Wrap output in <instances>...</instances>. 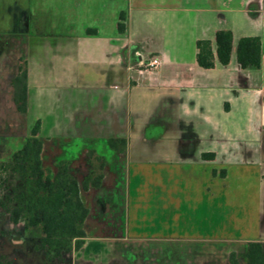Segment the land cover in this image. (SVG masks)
I'll return each mask as SVG.
<instances>
[{
    "label": "crops",
    "instance_id": "0c3cea01",
    "mask_svg": "<svg viewBox=\"0 0 264 264\" xmlns=\"http://www.w3.org/2000/svg\"><path fill=\"white\" fill-rule=\"evenodd\" d=\"M4 2L11 14L23 12L24 29L14 32L12 16L0 25V138L20 130L28 137L40 121L43 165L55 171L68 161L89 210L83 246L49 264H198L193 243L231 242L229 228L243 235L244 248L264 241V0ZM221 29L233 34L227 65L217 61ZM244 36L261 37L259 69L237 62ZM205 39L215 52L212 68L197 61ZM151 57L161 59L154 70L145 66ZM21 65L25 113L12 87ZM109 139H126L127 147ZM145 154L151 158L138 156ZM100 164L101 184L84 188ZM147 201L154 223L155 212L170 211L166 231L132 225L131 217H149ZM200 211L208 220L212 213L210 235L173 228ZM227 251L238 255L237 247Z\"/></svg>",
    "mask_w": 264,
    "mask_h": 264
},
{
    "label": "trees",
    "instance_id": "16d2710c",
    "mask_svg": "<svg viewBox=\"0 0 264 264\" xmlns=\"http://www.w3.org/2000/svg\"><path fill=\"white\" fill-rule=\"evenodd\" d=\"M125 15H120L118 28L125 30ZM231 30L216 32L217 61L229 64L232 53ZM197 61L201 67L215 66V52L210 40L197 43ZM237 62L244 69H259L262 65L260 36H244L238 40ZM27 69L20 67L14 80L15 102L20 111L26 112ZM37 121L23 147L9 160L0 161V206L10 214L15 223H23L26 232L44 248L49 258L64 257L79 250L86 238L85 222L89 210L81 198V185L70 173L68 161H60L57 169L43 165V141L39 137ZM111 147L125 149L126 139H109ZM212 157L213 154H204ZM100 164L85 180L83 187L99 186L103 179ZM225 174V171L222 172ZM231 264H240L237 254L230 253ZM244 264H264V241H251L246 250Z\"/></svg>",
    "mask_w": 264,
    "mask_h": 264
},
{
    "label": "rangeland",
    "instance_id": "374dc122",
    "mask_svg": "<svg viewBox=\"0 0 264 264\" xmlns=\"http://www.w3.org/2000/svg\"><path fill=\"white\" fill-rule=\"evenodd\" d=\"M4 1L8 2L9 0L0 1V5H1L0 25L9 23L11 21L10 17L12 16V21H14V24L11 25V27L14 30V32L19 33L23 31L24 29L23 12L18 10L16 14L15 13L16 10H14L15 8L14 7L12 9L13 12L11 14V8L2 7L4 6L3 5ZM19 1L20 3H23L22 2L23 0L22 1L19 0ZM21 134H22V130H20V136H16V137L4 136L0 138V161L9 160L15 151L23 147L26 137L21 136ZM134 142L136 143V141ZM138 156L151 158L149 155L146 154L138 155ZM149 188H151V186ZM248 188H249L248 184L245 183L240 184L241 192L242 191L246 192ZM257 189H258V185L256 186V190ZM126 204H127L126 205L127 209L131 213L135 209V201L133 199H130V197L128 196ZM144 205L145 206L149 205L148 209L143 210L146 216L149 215V217L147 216V218H140L138 222L136 221L135 218L131 217L130 221L132 225L135 223L140 224L142 225L141 228L145 229V231H151L153 227H155L154 230L159 229L161 232L166 231L167 229L165 228L168 225V221H169L168 214L170 213V211L156 210L157 212H155L154 214H158V215L155 218L156 221L154 223L152 216L153 215L152 210L154 206L153 201L150 202L147 201L144 203ZM202 215L203 214L201 211L199 212L197 217L193 215V218H189L187 220L188 225H186V223L184 224V219H182V221L180 219L181 222L176 221L174 224H172L173 228L178 232L183 231L187 228H190V231L193 228L194 231L196 230H198L199 232L203 231L202 233H200V235L202 236L199 237L210 235L212 213L211 212L208 213L209 220L204 219V216L202 217ZM221 217H222V212H220L219 215H214V220H220ZM229 229L228 231H226L225 236L232 238L231 242L226 240L223 244L205 245V246L202 243L201 244L193 243L194 246L193 258L196 259V262L198 264H214L216 262L226 263L229 260V256H230V254L228 253L229 251L227 250L229 248L234 249L235 247H237V252H238L237 257L240 260V262L243 264L246 261L247 247L244 248L243 245L245 246V244L240 243L239 240H237V238H240L239 236H243V235L236 232L235 230L233 231V233H230ZM222 235L224 234H221L220 236ZM247 236H252V235H247ZM28 237L29 234L26 232L23 223H15L11 219L10 214L0 207V264H12V261L16 262V264H25L24 262H27V264H39V260L45 259V256L43 257V255L40 256L36 254L37 252L42 250L38 249L35 243L33 242V240L29 239ZM224 253L226 256L224 255ZM47 263L49 264L50 261H48Z\"/></svg>",
    "mask_w": 264,
    "mask_h": 264
},
{
    "label": "flooded vegetation",
    "instance_id": "af4514ba",
    "mask_svg": "<svg viewBox=\"0 0 264 264\" xmlns=\"http://www.w3.org/2000/svg\"><path fill=\"white\" fill-rule=\"evenodd\" d=\"M22 66V65H21ZM20 66V67H21ZM20 71V70H19ZM18 74H19V72H18ZM18 74L14 77V79L12 80V87H13V90H14V101H15V88H14V80H15V78L18 76ZM15 104H16V102H15ZM16 106H17V104H16ZM17 109H18V107H17ZM19 110V109H18ZM20 111V110H19ZM20 112H22V111H20ZM27 112V111H26ZM23 113H25V112H23ZM27 138V137H26ZM26 141V140H25ZM1 207V206H0ZM2 208V207H1ZM3 209V208H2ZM4 210V209H3ZM29 239H31V240H33V242L35 243V245H36V247L38 248V249H40V250H42V251H39V252H37L36 254L37 255H40V256H42L43 255V257L45 256V259H41V260H39V264H48L47 262L48 261H50L51 262V260H53V259H57L56 257L55 258H49V256H48V253H47V251L44 249V248H42L41 246H40V244L36 241V240H34L32 237H28ZM58 258H60V257H58ZM229 259H230V257H229ZM239 260V259H238ZM239 262H240V260H239ZM245 263V262H244ZM243 263V264H244ZM230 264H231V262H230ZM240 264H242L241 262H240Z\"/></svg>",
    "mask_w": 264,
    "mask_h": 264
},
{
    "label": "built area",
    "instance_id": "2783aa9c",
    "mask_svg": "<svg viewBox=\"0 0 264 264\" xmlns=\"http://www.w3.org/2000/svg\"><path fill=\"white\" fill-rule=\"evenodd\" d=\"M161 64V59L158 57H151L148 59V61L145 63V66L149 70L156 69Z\"/></svg>",
    "mask_w": 264,
    "mask_h": 264
}]
</instances>
